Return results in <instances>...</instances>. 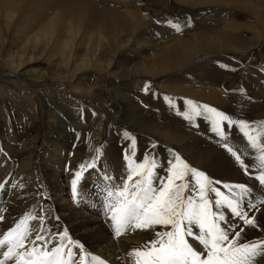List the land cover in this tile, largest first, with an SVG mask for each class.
<instances>
[{
  "label": "rangeland",
  "instance_id": "rangeland-1",
  "mask_svg": "<svg viewBox=\"0 0 264 264\" xmlns=\"http://www.w3.org/2000/svg\"><path fill=\"white\" fill-rule=\"evenodd\" d=\"M57 1L62 4L54 9L46 5L44 12L56 11L62 15L59 19L65 18L64 14L68 12L64 11L65 0ZM89 1L98 7L120 12L129 10L145 18L146 26L138 29L134 36L127 31L122 33L123 39L130 41L127 47L119 51L127 58L134 62L149 57L153 60L155 54L175 43L180 47L181 55L177 57L181 60H175L169 70L158 78L141 79L130 85L129 89L118 84L115 78H108L95 70L88 71L81 76V80L84 85L90 86L92 92H99L95 95L74 91L70 80L55 84L43 83L37 87L15 82L1 83L0 185L4 186L0 189L8 187L9 194L13 192L15 201L13 199L12 204L18 206L17 219L23 218L28 212L42 216V222L37 220L40 224L36 231L44 236V240L37 244H45L49 237L54 238V246L64 242L60 240L59 233L63 232L65 225L62 226L63 221L58 219L48 198L53 194V185L57 180L53 183L49 179L46 163L57 159L54 165L63 169L61 178H64L63 183L67 186L73 204L83 206L86 213L93 215L107 213L106 218L113 235L122 241L123 251H126L124 264H135L139 258L129 253H134L136 249L151 250L153 241L166 239L163 234L172 231V227L160 224L146 229L129 226L122 229L120 236H116L104 188L108 185L122 187L131 174L129 160L132 161V167H135L145 163L146 154H149V165L153 158L157 162L152 182L155 188H160L167 182L168 168L176 163L175 155H179L190 167L205 173L213 181L212 187L219 188L225 195L230 196L231 192L223 187L224 184L243 183L251 189L249 195L243 198L241 207L249 218H255V226L244 225L226 207L216 208L214 193L209 192L208 199L212 210L225 216L224 221L218 223L229 230L230 236L243 228L241 242L264 241V186L256 179L264 169L259 167L256 159L258 153L251 148L236 125L228 127L227 121L220 122L227 136V139L222 140L211 130V121L206 118L208 113L195 117L191 122L182 115L188 108L186 102L193 101L197 105H208L224 112L233 120L248 121L257 131L261 129L260 122L264 121V36L257 17L237 2L240 0ZM241 1L258 6L264 17V0ZM15 13L20 17V14L29 12L19 6ZM40 14L44 16V13ZM168 21L179 23L181 31H175ZM236 37L240 41H236ZM257 39L259 43L263 41L261 46ZM105 48L108 54V46ZM145 85H148V91H145ZM115 92L129 96L136 109L124 108L116 99ZM165 97L170 98L171 103ZM201 111H204L203 108ZM140 119L147 120L148 124L155 123L178 137L181 144L165 143L139 131L135 124ZM125 132L135 139L131 150L132 141L125 138ZM261 139L264 140V137ZM24 141L31 142L33 157L31 161L24 162L25 168L27 164L30 166L23 172L19 170L23 161L13 156V153L21 148L20 145L23 147L26 144ZM225 144L240 156L244 167L223 146ZM97 148L101 151L99 159L95 161L96 167L86 168L82 172L74 199L71 181L75 173L80 171L81 164L92 162L97 155ZM126 156L129 160L125 159ZM105 175L111 177V180L105 182ZM138 178L133 176L129 184ZM217 180L222 183L216 184ZM176 183L189 185L184 190V199L190 195L198 201V185L191 173ZM249 201L251 208L248 207ZM1 213L0 216H3ZM9 223L14 226L16 222ZM190 227L194 233H198L195 225ZM77 239L75 241H79L85 248V242ZM185 239L202 255L206 254L194 237L186 236ZM26 247L30 248L32 244L26 243ZM71 247L73 260L79 264V257L83 253L78 247ZM3 248L7 246L0 247V250ZM257 259L259 264H264V257ZM85 263L93 264L90 256Z\"/></svg>",
  "mask_w": 264,
  "mask_h": 264
},
{
  "label": "bare ground",
  "instance_id": "bare-ground-1",
  "mask_svg": "<svg viewBox=\"0 0 264 264\" xmlns=\"http://www.w3.org/2000/svg\"><path fill=\"white\" fill-rule=\"evenodd\" d=\"M237 2L257 17L264 36V17L261 9L255 5L244 4L241 0ZM61 4L57 0H0V84L15 82L37 87L43 83L55 84L70 80L74 91L83 95H95L99 92H92L90 86L84 85L81 80V76L88 71L95 70L108 78H115L119 81L118 84L129 89L130 85L141 79L158 78L169 70L175 60L180 59L177 56L181 55L179 54L181 50L175 43L163 50L160 49L153 60L149 57L141 62H134L119 51L130 41L123 39L124 31L134 36L138 29L147 24L145 18L136 12L129 10L120 12L112 8L98 7L89 0H65L64 11L68 10L64 14L65 18L59 19L62 15L56 11L44 12L46 5L54 9ZM19 6L29 13H22L18 17L15 11L18 12ZM36 12L39 14L42 12L44 16ZM236 41H240L238 37ZM262 42L258 41V44L261 46ZM36 90L39 93L37 88ZM114 95L124 108L136 109L126 94L115 92ZM135 126L139 131L155 136L165 143L181 144L178 137L155 123L148 124L147 120L140 119ZM29 142L24 141L26 144L23 147L20 145L21 148L13 153V156H18L23 161V166L19 168L23 172L30 166L27 164L25 168L24 162L31 161L33 157L31 153L33 146ZM55 162L46 163L49 179L53 183L57 180L56 185H53V194H49L48 198L58 219L63 221L62 226L65 225L63 231L67 230L68 238L72 240L77 237L83 240L86 244L85 253L99 256L106 264H124L126 251H123L122 241L120 242L119 238L115 239L106 218L107 213L98 214L96 211L97 214L93 215L86 213L82 209L83 206L73 204L68 196L67 186L63 183L64 178H61L63 169L54 165ZM7 188L0 189V211L4 216V219L0 220V239L3 238L4 232L15 226L9 222L15 223L22 219H17L18 206L12 204L15 196L13 192L9 194ZM39 224L37 220L29 221L30 229L35 231ZM34 232L31 238L35 235ZM68 238L62 243L67 244ZM54 243L53 237H49L45 242L49 249L54 247ZM6 250L7 248L0 250V259H3L2 254ZM5 264H14V261H6Z\"/></svg>",
  "mask_w": 264,
  "mask_h": 264
},
{
  "label": "snow or ice",
  "instance_id": "snow-or-ice-1",
  "mask_svg": "<svg viewBox=\"0 0 264 264\" xmlns=\"http://www.w3.org/2000/svg\"><path fill=\"white\" fill-rule=\"evenodd\" d=\"M175 31L180 32L179 23L167 22ZM191 20L188 21V26ZM148 85H145V91H148ZM240 91H243L241 89ZM166 100L171 99L165 97ZM188 108L182 115L191 122L195 117L204 115L211 121V130L222 140L227 139L225 131L221 128L220 122L227 121L228 127L236 125L239 131L247 139L248 144L258 155L256 159L259 167L264 169V121L260 122L261 129L251 127L250 122L243 119L233 120L224 112L218 111L208 105H197L193 101L186 102ZM203 108V112L201 111ZM252 133H256L253 135ZM126 139L132 141L131 148L135 145V139L129 133L125 132ZM229 153L240 162L241 167L244 163L240 156L227 144L223 145ZM97 155L93 157L92 162L81 164L80 171L75 173V178L71 181L74 199L77 195V184L81 178L82 172L87 169H95V161L99 159L100 148L96 150ZM135 154L134 152L132 153ZM148 155H145V163L137 164L132 167V161L129 160L131 174L121 186L108 185L104 188L108 210L111 212V220L115 226V235L120 236L122 229L129 226L134 228H151L152 225H171L172 231L163 235L167 238H161L159 241H153V247L149 251L136 249L134 255L139 258L135 264H259L257 258L264 257V241L245 243L241 242V236L244 229L234 232L230 236L229 230L221 227L218 221H224L223 213L214 212L210 207L211 201L208 199V193L215 194V207H226L234 217L239 218L246 226H255V218H249L248 213L241 207L244 197L248 196L251 189L243 183L224 184L223 187L230 190L231 195H225L219 188L212 187L213 181L205 173L190 167L179 155H175L176 163H172L168 168L167 182L160 188L153 186V169L157 168V162L153 158L150 165L147 163ZM191 173L196 179L198 185V201L192 196L184 199V190L189 187L187 183L177 184L176 181L183 180ZM133 176L139 177L131 185L129 181ZM259 184L264 186V172L256 177ZM105 182L111 180V177L105 175ZM216 184L222 183L215 181ZM4 185H0L3 187ZM238 190V191H237ZM251 208V202H248ZM4 217L0 216V220ZM43 221L42 216L26 213L22 219L15 223L14 227L4 232L0 239V247L7 246L3 252V259L0 264L6 261H14V264H75L73 260L74 253L71 246L78 247L83 253L79 257V264H85L90 256L93 264H106L99 256L84 252V246L79 241L68 238L67 230L59 233L61 241L67 239V244H58L49 249L47 244L39 245L37 242L43 241L44 236L38 231L30 229L29 221ZM191 225L198 228V233H194ZM35 231L34 239L31 238ZM194 237L195 241L203 247L206 254L194 248L185 237ZM50 242V241H49ZM26 243H31L32 247H26ZM158 245V246H157Z\"/></svg>",
  "mask_w": 264,
  "mask_h": 264
}]
</instances>
